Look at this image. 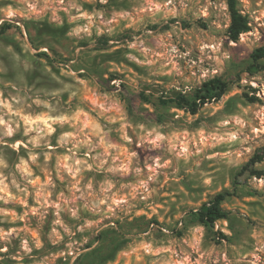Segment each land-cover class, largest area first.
Returning <instances> with one entry per match:
<instances>
[{
	"label": "rangeland",
	"instance_id": "1",
	"mask_svg": "<svg viewBox=\"0 0 264 264\" xmlns=\"http://www.w3.org/2000/svg\"><path fill=\"white\" fill-rule=\"evenodd\" d=\"M238 8L235 40L228 0H0V264H264V0Z\"/></svg>",
	"mask_w": 264,
	"mask_h": 264
},
{
	"label": "trees",
	"instance_id": "2",
	"mask_svg": "<svg viewBox=\"0 0 264 264\" xmlns=\"http://www.w3.org/2000/svg\"><path fill=\"white\" fill-rule=\"evenodd\" d=\"M228 5L231 12V23L228 28L229 36L232 39H239L240 35L244 32L250 30L248 17L243 15L238 8V0H228ZM177 21L176 19H172L170 23ZM170 23L166 26H170ZM11 28V25L5 24L2 26V32H6ZM154 28H158V25H154ZM99 48L105 49L110 43V38L107 36H101L98 40ZM47 57H50L48 53H43ZM57 55L61 56L63 60L65 59L59 53ZM253 62L248 67V70L251 73H255L258 71H264V46H261L255 49L252 53ZM230 87V82L221 78L214 77L205 81L202 86H200L193 95H189L184 92H179L174 96H160V101L164 105H168L170 103H174L177 107L186 109L191 111L192 113H197L198 109L202 107L204 104L210 101H218L223 98V96L228 92ZM143 97L146 98L144 92L142 93ZM256 99V97H252ZM264 160V148L255 153L254 156L250 159V161L245 165L243 170H248L250 166H254L258 162H262ZM253 173H258L259 175L264 173H259L258 171L252 170ZM229 191H222L216 194L210 201L204 203L198 210L191 211L192 218L204 224L209 228H213L217 221L228 219L230 215V211L225 209L223 206V202L226 200L227 196H229ZM222 234V233H221ZM223 238L226 235L223 234Z\"/></svg>",
	"mask_w": 264,
	"mask_h": 264
},
{
	"label": "clouds",
	"instance_id": "3",
	"mask_svg": "<svg viewBox=\"0 0 264 264\" xmlns=\"http://www.w3.org/2000/svg\"><path fill=\"white\" fill-rule=\"evenodd\" d=\"M6 134H7V135H12V129L9 128ZM32 159L35 160V159H36V156H32ZM64 159L67 160L68 157H65ZM76 163H79V161H76ZM65 166L67 167V165H65ZM24 170H25V171H28L27 168H25ZM69 171H71L70 168H69Z\"/></svg>",
	"mask_w": 264,
	"mask_h": 264
}]
</instances>
